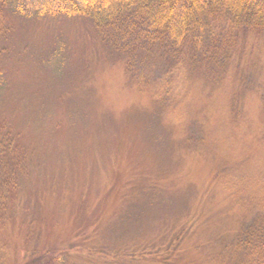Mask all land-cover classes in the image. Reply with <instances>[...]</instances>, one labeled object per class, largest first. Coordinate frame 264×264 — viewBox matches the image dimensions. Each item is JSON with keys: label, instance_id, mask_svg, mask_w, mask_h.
Returning a JSON list of instances; mask_svg holds the SVG:
<instances>
[{"label": "rangeland", "instance_id": "rangeland-1", "mask_svg": "<svg viewBox=\"0 0 264 264\" xmlns=\"http://www.w3.org/2000/svg\"><path fill=\"white\" fill-rule=\"evenodd\" d=\"M213 31L177 45L135 14L0 10V149L13 139L26 200L13 221L0 213V264L77 231L90 235L73 264H264V30ZM57 46L59 75L46 66ZM96 203L106 220L91 233Z\"/></svg>", "mask_w": 264, "mask_h": 264}, {"label": "trees", "instance_id": "trees-1", "mask_svg": "<svg viewBox=\"0 0 264 264\" xmlns=\"http://www.w3.org/2000/svg\"><path fill=\"white\" fill-rule=\"evenodd\" d=\"M3 9L25 20L89 16L98 24L108 23L127 13L135 14L144 23L149 33L157 37H166L177 45L186 41L202 43L214 35V28L221 27L224 23L238 29L264 30V0H0V10ZM61 51V47L57 46L46 61L48 69L58 75L63 65ZM53 68L58 72H55ZM7 90V81L0 72L1 98ZM6 140H8L6 148L0 149V213H5L12 220L14 208L16 206L25 207L26 200L19 196L20 189L17 190L20 160L10 152L13 148L16 150L15 144L11 137L9 139L6 136ZM66 176L72 177L70 173ZM51 187L49 185L50 189ZM50 189L49 192H51ZM16 191L17 195L14 198ZM113 191L115 192V187L111 185L106 194L110 196ZM148 193H152L157 198L163 194V188L153 185L148 188ZM107 200L110 201L109 198ZM99 203L95 205L94 211L100 212L96 218L94 217L91 233L94 228L100 226L101 220H106L101 216L103 212H101ZM84 204L85 202L81 206L83 207ZM87 228L88 224L82 231ZM83 235L86 238L90 234L77 231V234L71 237L74 241H71L72 239L70 242L66 241L67 239L63 240L66 242H63L61 246L65 248L39 249L28 259L27 251L18 250L17 256L20 260L13 264H73L74 261L71 259L73 249L70 245H73L75 240L79 241L80 238L86 240L82 238ZM103 255L105 257L104 250L100 249L95 256L99 258ZM154 255L149 246L138 253L136 251L134 254H122L121 256L126 258V261H133L134 256H137V259ZM108 256L106 255L107 258Z\"/></svg>", "mask_w": 264, "mask_h": 264}]
</instances>
